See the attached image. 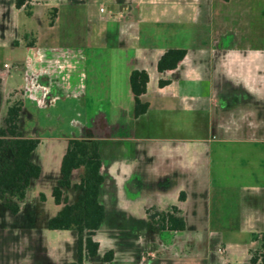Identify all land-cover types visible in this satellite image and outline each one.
Instances as JSON below:
<instances>
[{"label":"rangeland","instance_id":"1","mask_svg":"<svg viewBox=\"0 0 264 264\" xmlns=\"http://www.w3.org/2000/svg\"><path fill=\"white\" fill-rule=\"evenodd\" d=\"M13 2L0 0V38L24 36L27 33L31 39L33 35L41 36L44 45L77 48L84 44L81 37H91L105 25V31L111 37L109 44L115 46L113 31L125 24L127 28L129 21H133L131 32L136 36L137 43L147 44L153 49H189L190 60L202 66L209 65L213 49L229 50L234 53L227 57L229 67L254 68L259 65V69L264 71V0H133L130 1V15L123 19L118 17L115 0H81L72 6L60 0V21L53 28L49 11L39 12L38 17L31 18L26 12L16 10ZM91 38L88 39L91 41ZM213 40L216 42L213 43ZM95 45L103 46L106 42L96 40ZM14 52L18 55L24 53L20 49ZM88 52L85 58H79L78 63L68 55V59L75 64L68 68L70 83L79 82L80 69L87 65L91 68L92 64L93 68L88 71V83L106 82L109 77L113 81L114 69L109 67L116 61L122 65L126 59L124 54L131 51H122L120 56L113 54V62L107 50H103L106 54L98 56L96 62L91 59L90 50ZM252 52H257L258 59L254 58ZM10 56L9 49L1 50V64H10L6 87L13 90L26 85L28 71H24ZM96 69H99L98 79ZM156 74L151 73L149 83V93L154 103L158 101L154 91L158 85ZM117 79L120 81L117 77L115 81ZM181 92L180 88H175L160 93L159 100L164 101L166 109L159 113L154 111L153 115L160 119L161 132L155 131L154 139L140 143L201 149L195 170L199 183L209 196L206 194L188 203L190 211H185L193 217L189 216L191 225L184 230L169 232L153 226L148 219L147 208L165 209L169 205H179L180 195L188 180L176 179V170H168L169 179L172 182L176 179L177 183L167 192L160 193L159 186H153L152 181L156 180L157 173L162 172L163 166L160 163L150 166L142 152L132 151L129 156L137 174L123 190L118 188L115 200L109 202L106 218L97 235L101 239V251L105 253L109 249H116L119 264H251L248 258L253 248L248 245L257 240L259 230H263L264 214L262 205L253 202L263 192L247 190L243 201H237V194L224 186L209 193L213 177H220L221 180L217 181L226 183L225 169L219 170L220 176L217 170L209 171V148L220 147L224 150L232 145L223 140L226 137L219 128L216 129V124L239 125L241 117L219 110H214L213 114L207 111L191 114L180 107L178 99ZM171 93H179V96L173 98ZM82 102L66 99L39 108L32 101H27L25 128L46 138L42 139L43 146L39 153L47 154L52 149V144L48 146L50 136L80 133L81 127L76 121L83 122L84 119V111L79 105ZM188 103L189 99H186L183 106L187 107ZM63 144L57 149L60 154L63 153ZM226 159L225 154L221 156L223 163ZM33 188L30 190L33 191ZM68 196L70 202L77 198L70 192ZM35 199L25 200L17 214L9 212L0 202V264H66L77 259L76 233L48 228V220L59 210L51 191H47L45 200ZM99 259L86 264H97Z\"/></svg>","mask_w":264,"mask_h":264},{"label":"crops","instance_id":"2","mask_svg":"<svg viewBox=\"0 0 264 264\" xmlns=\"http://www.w3.org/2000/svg\"><path fill=\"white\" fill-rule=\"evenodd\" d=\"M59 1L31 0V15L27 14L25 8H16V0L13 2V7L18 11L22 10L26 12L31 18L38 17L39 12L44 13L45 11H49L51 13L50 21H53L50 25L53 28L60 21ZM65 1H67L69 6H72L81 0ZM115 1L119 12L118 17L123 19L125 16H129V12L132 10L130 1L133 2V0ZM224 1L229 2L230 0ZM127 26L126 28L125 24L124 27H118L115 32L113 31V40L117 43L115 46L109 44L111 37L109 32L105 31V25L101 26V29L98 28L97 33L90 35L93 39L86 37L87 35L84 38L81 37L84 44L77 48L51 46L50 44L44 45L41 43L43 41L41 36L33 35V39H31L27 33L24 36L18 35L17 37L0 38V52L1 50L9 49L11 51L10 57L24 71H28L26 75L27 83L24 87L19 88L18 86L17 88H13V90H8L6 79L10 75L7 70L10 64L7 62L1 64L0 62V127L7 112L9 100H22L21 131L26 138L39 140V144L33 151L31 159L34 164L41 167V174L38 178L31 181L25 200L28 198H40V194L47 195V191H51L52 194L53 187L60 177L61 160L70 139H95L100 142V154L102 158L101 173L104 176V182L100 188L99 201L104 205L105 211L109 208V202L115 200V192H117L118 188L123 190L127 182L137 174V170L134 168L129 155L132 151L142 152L148 165L160 163L163 166L162 172L157 173L156 180L152 181L153 186H159L160 193L167 192L174 183H177L176 179L178 178L188 180L186 188L182 190L185 198L183 200L180 199V204L177 205L185 219L187 227L190 224L189 216L193 217L192 214L185 211L186 209L187 211L189 210L187 208L188 203L208 194L205 193V190L199 183L197 171L195 170L202 154L201 149L147 145V143L143 145L140 143L142 140L154 139L153 134L155 131L156 133L161 132L160 119H157L153 115L154 111L159 113L166 109V104L164 101L160 102L159 95L167 89L176 88L178 90L180 88L182 90L180 99H178L181 103L180 107H183V110H187L191 114L204 111L213 114L219 110L231 116L241 117V124L238 123L239 125L216 124V129L219 128L223 132V137H226L223 140L232 145L227 149L225 148V152L220 147L209 148L208 153L211 155L209 158V171L217 170L218 175L220 169H225L226 171V183L218 182V179L221 180L220 177H213V185H211L209 193L212 189L220 190L224 186L229 188L234 194H237V201H243L247 190L261 191L263 194L258 195L253 203L262 205V212H264L263 69H259V65L254 68H231L227 64V57L234 53L229 50L215 51L214 49L211 51V56H209V65H195L189 58L190 50L186 49V56L178 63L175 69L166 70L161 73L157 69V62L165 50L153 49L147 44L137 43L136 36L131 32L133 21H129ZM88 38H91V41ZM96 40L104 41L106 45H95ZM214 42L216 40H213ZM17 49L22 50L24 53L18 55L17 52H14ZM88 50H90L91 59H95V62L98 56L105 53L103 50H107L112 62L113 54L120 56L122 51L127 50L131 52L124 54V56L126 55V59L124 63L122 62V65L116 61V63L113 62L112 67H109L111 70L112 68L114 69L113 81H110L109 77L106 82L95 81L94 83H88V71L93 68L94 65L92 64L91 68L87 65L80 69L81 80L79 82L70 83L68 80V68L71 65L75 66V64L68 59V55L73 56L74 61L78 63L80 57L83 56L85 58ZM256 53L252 52L255 56L254 58L258 59L259 56ZM135 69H145L149 73L147 90L141 96L143 101L149 103V108L138 117L134 111L135 98L130 84V75ZM152 72H157L158 85L154 89L158 98L156 103H154L149 93L150 75ZM96 74L98 79L99 69H96ZM116 77L120 81L118 79L115 81ZM161 79L169 80L170 82L165 86H160L159 81ZM171 96L173 98L178 97L179 93H171ZM66 99L83 101L82 105L79 103L84 111L83 122L76 121V123H79L81 131L78 134L69 136L48 137L51 142L48 146L52 144V149L48 150L47 154H41L39 150L43 146L42 139L45 137L42 138L39 134L32 133L30 129L25 128L24 116L27 112V101H32L35 106L40 108L44 106L49 107L56 104L59 100L66 101ZM186 99H189V103L187 107H184ZM62 142L64 143L62 146L63 153L60 154L57 149H60L59 146ZM224 154L225 159L227 158L225 163L221 160V156ZM168 170H176L174 172L176 179L173 182L169 179ZM245 170L249 171L245 173ZM80 172V169L73 172V183L79 181ZM31 188H33V191L30 190ZM69 192L76 197L77 192L75 189H70ZM170 206L172 205L168 207ZM57 207L60 208L58 205ZM168 207L158 210H166ZM262 218L263 230H259V237L264 232V214ZM99 230L95 235V238L100 242L99 254L96 258H101L104 254L101 251V239L97 237ZM259 237L248 245L249 248H253L248 258L250 262L252 251L256 250L260 245ZM257 241L258 245L256 246ZM114 250L115 256L111 264H119L121 263L119 262V253L116 249ZM251 264L258 263L251 262Z\"/></svg>","mask_w":264,"mask_h":264},{"label":"trees","instance_id":"3","mask_svg":"<svg viewBox=\"0 0 264 264\" xmlns=\"http://www.w3.org/2000/svg\"><path fill=\"white\" fill-rule=\"evenodd\" d=\"M31 0H16V8H25L31 15ZM187 50L168 48L157 62L159 72L175 69L184 59ZM149 73L135 69L130 75V84L135 98V115L144 114L149 103L141 96L146 92ZM170 81L161 79L160 86ZM22 100L8 102L7 112L0 127V202L9 212L17 214L27 196L30 183L41 174V167L31 157L39 144L38 139L26 138L20 128ZM102 158L100 142L95 139H70L61 160L60 177L53 187L52 197L59 210L48 220L51 230H72L77 235V259L66 264H86L99 254L100 242L95 238L106 218L104 205L99 201L100 188L104 182L101 173ZM80 169L79 181L73 183L72 175ZM75 189L76 199L70 202L68 192ZM185 194L181 193L183 200ZM45 200V195L40 194ZM150 223L160 230L181 231L186 228L185 219L177 205L166 210L150 207L146 210ZM260 245L252 251L251 262L264 264V232L259 237ZM113 249L106 251L97 264H111ZM92 264V263H90Z\"/></svg>","mask_w":264,"mask_h":264},{"label":"built area","instance_id":"4","mask_svg":"<svg viewBox=\"0 0 264 264\" xmlns=\"http://www.w3.org/2000/svg\"><path fill=\"white\" fill-rule=\"evenodd\" d=\"M6 66H7V64H6Z\"/></svg>","mask_w":264,"mask_h":264}]
</instances>
